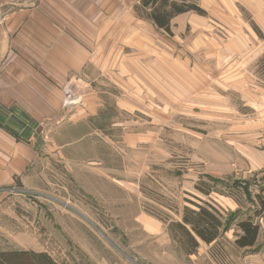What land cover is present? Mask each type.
Wrapping results in <instances>:
<instances>
[{
    "label": "rangeland",
    "instance_id": "rangeland-1",
    "mask_svg": "<svg viewBox=\"0 0 264 264\" xmlns=\"http://www.w3.org/2000/svg\"><path fill=\"white\" fill-rule=\"evenodd\" d=\"M196 1L205 16L181 15L172 37L137 22L69 86L59 138L77 148H48L27 189L6 192L2 249L65 264H237L264 250V214L257 251L217 247L214 263L142 227L140 216L168 224L209 196L237 198L238 219L264 199V0Z\"/></svg>",
    "mask_w": 264,
    "mask_h": 264
},
{
    "label": "crops",
    "instance_id": "crops-1",
    "mask_svg": "<svg viewBox=\"0 0 264 264\" xmlns=\"http://www.w3.org/2000/svg\"><path fill=\"white\" fill-rule=\"evenodd\" d=\"M140 1L0 0V208L6 192L27 189L48 148L61 155L77 148L79 139L63 143L59 138L69 132L70 125L63 123L65 92L75 80L100 67V58L102 61L108 57L109 61L112 41L126 40L130 29L137 22L143 23L134 11ZM21 114L35 122L34 127ZM47 123L55 124L49 133ZM36 135L39 140L51 137L54 144L50 147L45 139L36 144ZM202 201L223 214L242 210L235 199L226 196H209ZM181 217L179 212L177 221ZM140 219L145 233L177 244L167 224L147 215ZM235 230L233 225L220 239L210 245L202 243L196 255L186 257H204L214 263L211 256L217 247L222 250L232 246L239 253L260 245L259 236L254 249H237ZM241 261L237 264H264V250L244 256Z\"/></svg>",
    "mask_w": 264,
    "mask_h": 264
},
{
    "label": "trees",
    "instance_id": "trees-1",
    "mask_svg": "<svg viewBox=\"0 0 264 264\" xmlns=\"http://www.w3.org/2000/svg\"><path fill=\"white\" fill-rule=\"evenodd\" d=\"M138 19L150 23L154 28L173 36V22L181 15L194 13L205 16L196 0H141L134 8ZM256 75L264 86V56L256 65ZM22 118L24 115L21 114ZM25 119V118H24ZM27 120L34 127L35 122ZM18 121V122H17ZM16 123L20 124L19 120ZM10 131V129L8 128ZM18 137V135H16ZM29 138V136H28ZM27 138V139H28ZM206 195H209L206 193ZM259 208L242 219L241 210L232 214H223L212 204L201 201V204L190 201L191 206L182 210L181 221L168 223V231L179 248L187 256L196 255L201 244L210 245L221 238L236 225L235 246L239 249H254L260 234V224L257 218L264 214V199L261 194H255ZM240 205V202L235 198ZM256 248L253 251H257ZM0 264H65L55 260L46 252H35L24 249L4 250L0 247Z\"/></svg>",
    "mask_w": 264,
    "mask_h": 264
},
{
    "label": "built area",
    "instance_id": "built-area-1",
    "mask_svg": "<svg viewBox=\"0 0 264 264\" xmlns=\"http://www.w3.org/2000/svg\"><path fill=\"white\" fill-rule=\"evenodd\" d=\"M27 1H30V0H27ZM70 97H71V96L67 94V100L70 99Z\"/></svg>",
    "mask_w": 264,
    "mask_h": 264
},
{
    "label": "bare ground",
    "instance_id": "bare-ground-1",
    "mask_svg": "<svg viewBox=\"0 0 264 264\" xmlns=\"http://www.w3.org/2000/svg\"><path fill=\"white\" fill-rule=\"evenodd\" d=\"M71 104V103H70Z\"/></svg>",
    "mask_w": 264,
    "mask_h": 264
}]
</instances>
